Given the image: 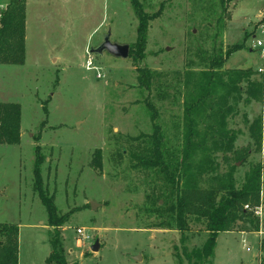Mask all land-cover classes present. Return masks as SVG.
<instances>
[{
  "label": "rangeland",
  "instance_id": "obj_1",
  "mask_svg": "<svg viewBox=\"0 0 264 264\" xmlns=\"http://www.w3.org/2000/svg\"><path fill=\"white\" fill-rule=\"evenodd\" d=\"M140 1L158 14L142 58L131 0H25V63L0 64V102L22 107L21 143L0 144V223L19 225V264H48L52 251L47 211L33 186L37 145L44 186L58 216L69 218L60 228L68 264H189L184 250L206 243L202 219L191 216L182 238L172 215L151 211L148 196L170 188L164 174L137 159L152 146L156 124L175 161L185 160L172 169L183 185L218 188L235 167L240 187L264 164V142L252 135L253 124L264 129V46H257L264 0ZM9 3L0 0V17ZM109 34L131 46L127 59L91 52ZM139 68L154 72L149 89L138 81ZM247 69L263 86L260 100L248 104L247 84L230 78ZM99 156L101 166L94 165ZM262 181L257 220L220 232L213 264H264V173ZM77 228L90 240L80 245ZM96 240L101 247L93 252Z\"/></svg>",
  "mask_w": 264,
  "mask_h": 264
},
{
  "label": "trees",
  "instance_id": "obj_2",
  "mask_svg": "<svg viewBox=\"0 0 264 264\" xmlns=\"http://www.w3.org/2000/svg\"><path fill=\"white\" fill-rule=\"evenodd\" d=\"M224 1V0H222ZM132 7L138 19L136 47L143 57L147 44L149 22L158 14L149 15L145 12L140 0H131ZM0 64L23 65L26 58V2L25 0H10L7 9L0 17ZM246 39H244L245 41ZM244 42L232 45L226 51V59L240 49H243ZM217 66L222 62H217ZM216 64H213L216 65ZM138 81L141 86L148 89L152 85L154 72L147 68L138 69ZM253 72L247 70H234L230 74L232 81L237 84L245 82V103L253 100H260L263 92L262 84L251 79ZM234 86V85H233ZM241 90L239 86H236ZM148 109L151 111L152 120L158 118L155 106L147 101ZM21 115L22 107L16 102H0V144L19 145L21 143ZM155 132L152 135V146L141 150L137 159L145 168L158 169L165 175L169 187H165L160 196L149 195L152 212L163 211L174 217L178 229L185 237V232L191 228L189 220L191 216L202 219L205 222V230L210 233L206 243L201 248L191 252L184 250L183 255L189 264H213V257L216 248V238L220 232L243 231L239 228V221L251 219L255 223V213L262 204V175L264 164L255 167L246 177L245 182L237 187L232 167L227 181L220 184L218 188H200L187 180H184L180 171L172 170L176 164H185L176 160L173 150L165 146L161 128L156 124ZM252 135L264 142V129L261 122L252 125ZM234 138L226 143V150H232ZM191 144L188 145L190 147ZM35 165L33 168L34 190L46 208L48 215V226L52 229L50 242L52 251L47 258L48 264H68L60 228L68 222V216H58L55 198L49 195L42 175L41 165L44 162L41 145L35 147ZM188 154H186L187 156ZM101 157H95L92 163L101 166ZM238 161H245L242 157ZM179 162V163H178ZM178 166H176L178 168ZM163 205H159V200ZM247 206V208H245ZM165 220L161 222V228H165ZM168 224V223H167ZM166 224V225H167ZM183 240V239H182ZM19 225L15 223H0V264H19Z\"/></svg>",
  "mask_w": 264,
  "mask_h": 264
},
{
  "label": "water",
  "instance_id": "obj_3",
  "mask_svg": "<svg viewBox=\"0 0 264 264\" xmlns=\"http://www.w3.org/2000/svg\"><path fill=\"white\" fill-rule=\"evenodd\" d=\"M105 51L113 55L114 57L127 59L130 56L131 46L129 44H120L112 42L110 39V34L107 35L100 46L91 50L93 53L103 54ZM94 208L97 206L95 204ZM101 247L99 240H96L95 243L91 246L93 252L98 251ZM134 260H142V256L133 257Z\"/></svg>",
  "mask_w": 264,
  "mask_h": 264
},
{
  "label": "built area",
  "instance_id": "obj_4",
  "mask_svg": "<svg viewBox=\"0 0 264 264\" xmlns=\"http://www.w3.org/2000/svg\"><path fill=\"white\" fill-rule=\"evenodd\" d=\"M259 15L261 17V21L259 23V27H258V31L261 32V34H264V12L263 11H259ZM257 46L258 47H263L264 46V41L262 39H258L257 40ZM260 71L263 73L264 76V70L260 69ZM77 233L80 235L78 238V241L80 243V245L82 244V242L85 241H89L90 240V235H88L84 229L82 228H77Z\"/></svg>",
  "mask_w": 264,
  "mask_h": 264
},
{
  "label": "crops",
  "instance_id": "obj_5",
  "mask_svg": "<svg viewBox=\"0 0 264 264\" xmlns=\"http://www.w3.org/2000/svg\"><path fill=\"white\" fill-rule=\"evenodd\" d=\"M26 7H27V3H26ZM27 9V8H26ZM258 13V12H257ZM27 17V16H26Z\"/></svg>",
  "mask_w": 264,
  "mask_h": 264
}]
</instances>
